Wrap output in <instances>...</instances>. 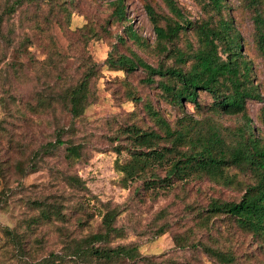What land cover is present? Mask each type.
Wrapping results in <instances>:
<instances>
[{
    "label": "rangeland",
    "instance_id": "374dc122",
    "mask_svg": "<svg viewBox=\"0 0 264 264\" xmlns=\"http://www.w3.org/2000/svg\"><path fill=\"white\" fill-rule=\"evenodd\" d=\"M112 1L0 0V264L34 262L51 251L63 253L64 264H105L93 258L83 261L64 245L100 228L101 202L118 209L113 225L121 230L104 243L134 245L138 252L113 264H222L204 245L229 250L234 260L225 264H264L259 238L222 214L204 217L211 199L239 198L241 190L234 185L204 174L174 179L166 188H145L140 177L125 183L120 179L114 164L127 158L130 138L125 127L159 131L147 105L172 127L190 116L199 124L214 123L226 138L242 118L214 110L213 97L204 90L197 92V105L185 99L179 104L161 88L159 82L166 77L149 75L140 64L127 70L105 62L108 54H124L152 66L176 63L171 52L157 46L145 9L150 4L163 25L178 18L169 1L121 0L122 19L113 14ZM206 1L172 0L182 22L189 20L185 28L209 17L212 22L220 15L231 18L250 63L251 80L264 95V61L255 46L252 9L245 0H223L219 13ZM13 3L14 9L7 10ZM257 7L264 15V0ZM128 26L138 40L129 35ZM183 33L172 45L187 47L190 41L195 46L194 33ZM86 71L87 102L78 116H71L62 90ZM38 102L37 111L28 107ZM260 104L245 100L251 124L264 135ZM50 142L56 144L50 148ZM71 142L80 146V157L73 161L64 151ZM227 172L247 179L236 168L228 167ZM157 173L162 176L164 171ZM68 174L78 176L80 185L70 186ZM41 197L64 198L63 219L29 225L37 214L30 200ZM6 227L21 234L23 249L12 247Z\"/></svg>",
    "mask_w": 264,
    "mask_h": 264
},
{
    "label": "trees",
    "instance_id": "16d2710c",
    "mask_svg": "<svg viewBox=\"0 0 264 264\" xmlns=\"http://www.w3.org/2000/svg\"><path fill=\"white\" fill-rule=\"evenodd\" d=\"M167 1V5L178 18L170 19L163 25L159 24V15L150 4H145V9L157 46L161 51L171 52L176 63L165 67L152 66L124 54L114 57L108 54L104 61L127 70L140 64L147 74L166 77L168 80L159 82L161 88L179 104L185 99L197 105V92L204 90L213 97L211 107L214 110L237 113L242 122L235 126L226 138L214 123L199 124L197 118L190 116L177 127H172L157 111L147 105L159 131L143 129L134 124L126 126L125 130L130 138L127 158L121 162L116 161L115 168L124 183L140 177L145 188H166L174 179H187L192 174H204L223 184L234 185L241 190L239 198L211 199L203 210L204 217L207 219L222 214L230 218L241 230L259 238V245L264 248V135L251 124L245 108L246 99L260 101V115L264 121V95L251 80L250 63L242 53L240 34L230 17L220 15L216 22H212L209 17L197 23L194 28H185L188 27L189 20L183 23L184 18L179 8L172 0ZM245 2L252 9L255 46L264 61V15L257 7L260 0ZM112 3L115 17L124 18L122 1L113 0ZM206 3L215 12L220 13L224 9L223 0H207ZM14 6V3L7 4L6 8L10 11ZM1 19L2 16L0 22ZM188 29L194 33L195 46L190 41L187 42V47L172 45L173 40ZM128 33L138 40V35L129 26ZM1 36L3 37L2 34ZM89 73L84 72L78 81L62 90V98L71 116H78L87 102ZM29 105L28 107L37 111L40 102L37 106ZM161 139L166 143L161 144ZM58 141L59 139L56 140ZM55 144L50 142L48 147L51 148ZM64 148L68 160L73 161L80 157V146L76 143H67ZM228 167L245 173L247 179L241 181L236 177V172H227ZM158 169H163L162 176L157 173ZM65 179L72 187L81 183L80 178L74 174L66 175ZM64 201V198L31 199L37 214L29 218L28 224L63 219L61 204ZM99 204L100 228L64 245L68 246L71 254L83 261L93 258L105 264H113L123 256L137 257L138 252L134 245L109 246L104 243L112 234L120 235L121 230L113 225L118 209L107 202ZM78 205L82 208L80 202ZM3 231L6 237L10 238L14 249H23L24 239L21 234L7 227L3 228ZM95 242L102 244H94ZM203 249L222 264L234 260V255L229 250L207 245H204ZM19 264H64V254L51 251L34 262L22 261Z\"/></svg>",
    "mask_w": 264,
    "mask_h": 264
}]
</instances>
